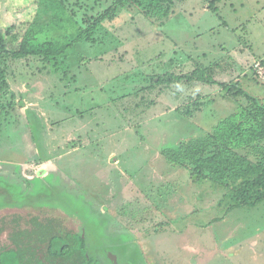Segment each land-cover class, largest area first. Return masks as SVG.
Wrapping results in <instances>:
<instances>
[{
    "label": "rangeland",
    "instance_id": "obj_1",
    "mask_svg": "<svg viewBox=\"0 0 264 264\" xmlns=\"http://www.w3.org/2000/svg\"><path fill=\"white\" fill-rule=\"evenodd\" d=\"M212 1L159 19L145 0H0L9 48L27 47L0 60V217L55 218L108 264H264V201L168 156L264 106V0ZM200 67L217 82L188 80Z\"/></svg>",
    "mask_w": 264,
    "mask_h": 264
},
{
    "label": "trees",
    "instance_id": "obj_2",
    "mask_svg": "<svg viewBox=\"0 0 264 264\" xmlns=\"http://www.w3.org/2000/svg\"><path fill=\"white\" fill-rule=\"evenodd\" d=\"M145 1H148L145 6L148 15L159 19L169 16L174 5V0ZM6 36L7 33L0 30V60L4 55L20 56L27 52L24 45L9 48ZM43 46L46 47V44ZM182 79L175 76L173 80ZM188 80L217 82L212 71L206 67L193 71ZM7 87V75L0 66V94ZM9 107L0 102V133L10 114ZM183 148L187 149L186 155L183 150L180 154L169 152L168 156L173 162L192 165V174L196 180L208 176L213 181L222 182L232 190L239 207H255L264 201V106L257 101L250 110L229 115L213 133L191 141ZM6 231L9 244L0 248V264L109 262L103 252L105 249L102 246L94 247L88 234L71 230L62 232V225L55 218L33 215L25 219L21 215H14L11 220H7L6 217H0V234Z\"/></svg>",
    "mask_w": 264,
    "mask_h": 264
},
{
    "label": "crops",
    "instance_id": "obj_3",
    "mask_svg": "<svg viewBox=\"0 0 264 264\" xmlns=\"http://www.w3.org/2000/svg\"><path fill=\"white\" fill-rule=\"evenodd\" d=\"M21 152V151H20ZM19 152V153H20ZM19 153H16L14 156H18L17 154H19ZM10 154H12V153H10ZM13 160V159H12ZM17 162V161H16ZM46 162V161H45ZM44 162H43V160H42V162L41 163H39V164H43ZM12 164H16L15 162H13ZM17 164H18V162H17ZM3 165L5 166V164H4V162L2 161V160H0V167H1V169L3 170V172L4 173H0V174H2V176H4V177H6L5 179H3V181H8L7 179H8V177L6 176V175H4V174H6V173H9L10 172V170H8V168H3ZM1 172V171H0ZM27 181V180H26ZM5 182H3V183H1L0 184V194L2 195V198L5 196V199H6V201H4L3 203H1L0 204V206H2L3 204H6L7 205V202L8 201H11V198H9V199H7L6 198V195L9 193V195L11 196V194H10V191L12 190L11 189V187H8L7 186V184H5ZM5 190L7 191V194L5 193ZM12 197V196H11ZM138 242L139 241H137V240H133V243H126V244H128V246H131V244H133L134 246H141V244L139 243L138 244ZM148 244V243H147ZM140 248H138V250H139ZM142 250V251H141ZM139 252L141 253V252H144L143 251V249H142V247H141V249L139 250ZM146 256V255H145ZM142 257L144 258V256L142 255ZM146 261H147V257H146V259L144 260V264H146ZM130 263H131V261H130ZM142 263V264H143ZM131 264H137V262H134V263H131ZM150 264V263H149Z\"/></svg>",
    "mask_w": 264,
    "mask_h": 264
}]
</instances>
